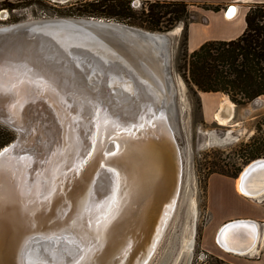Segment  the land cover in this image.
Returning <instances> with one entry per match:
<instances>
[{"label": "water", "instance_id": "95a60500", "mask_svg": "<svg viewBox=\"0 0 264 264\" xmlns=\"http://www.w3.org/2000/svg\"><path fill=\"white\" fill-rule=\"evenodd\" d=\"M169 59L167 34L103 18L0 26V125L15 134L0 149V264H131L151 251L182 185ZM249 182L260 193L264 159L242 171Z\"/></svg>", "mask_w": 264, "mask_h": 264}, {"label": "rangeland", "instance_id": "374dc122", "mask_svg": "<svg viewBox=\"0 0 264 264\" xmlns=\"http://www.w3.org/2000/svg\"><path fill=\"white\" fill-rule=\"evenodd\" d=\"M94 1L101 0H0V13L5 12L4 16L0 15V26L37 19L90 17L83 11L87 7L85 5L94 3ZM153 2H141L133 7L129 4L134 17L112 20L143 31L167 34L170 39L169 68L174 87V127L182 151V185L176 211L173 213L174 217L172 216L163 234L164 237L162 236L163 238L147 264H184L188 253V264H224L222 260L209 255L202 248V236L208 223L204 222V217L207 215L206 179L212 173L237 179L238 174L249 162L241 156L240 149L249 142L255 132L257 122L263 116H258L248 122L251 128L248 131L241 127L237 132H232L229 126L234 120H228L224 126L217 125L212 119V112L216 110L217 103L222 98V101L228 98L227 95L220 93L221 95H215L217 99L214 106H210L212 121L203 122L201 105L203 93L183 77L185 65L183 59L188 57L185 46V25L188 21L181 19L182 22L171 26L161 22L160 30L158 27L152 28V22L147 21L146 13L149 4ZM203 6L206 5L200 3L188 5L189 21L201 20L197 13ZM256 6L264 13L263 5ZM90 11H92L91 16L100 14L97 10L90 9ZM166 17L162 21H165ZM228 100L230 102L229 98ZM0 131L2 137L7 135L12 139L11 142L14 140L15 134L8 128L0 125ZM187 241L191 243L189 250L184 247Z\"/></svg>", "mask_w": 264, "mask_h": 264}, {"label": "trees", "instance_id": "16d2710c", "mask_svg": "<svg viewBox=\"0 0 264 264\" xmlns=\"http://www.w3.org/2000/svg\"><path fill=\"white\" fill-rule=\"evenodd\" d=\"M129 4L128 0L94 1L85 5L89 11L85 9L83 12L88 13L90 17L108 20L130 19L134 15ZM187 7L188 5L181 1H154L147 8L146 18L148 22H152V28L158 27V30L161 22L171 26L179 24L182 22L181 19H184L190 23ZM203 8L218 10L209 6ZM90 9L97 10L100 14L91 16ZM165 16L167 19L162 21ZM262 19L264 13L256 5L251 6L245 15L246 28L241 36L231 41H209L187 54L188 57L183 59L185 60L183 77L186 81L199 92L225 94L236 106L264 95V21H260ZM188 23L185 25V31ZM1 134L0 131V149L12 140L7 135L2 137ZM240 151L241 156L249 162L264 158V116L257 122L255 132Z\"/></svg>", "mask_w": 264, "mask_h": 264}, {"label": "crops", "instance_id": "0c3cea01", "mask_svg": "<svg viewBox=\"0 0 264 264\" xmlns=\"http://www.w3.org/2000/svg\"><path fill=\"white\" fill-rule=\"evenodd\" d=\"M133 1V0H128ZM141 2H174L181 1L187 5L196 3L204 4L211 8L216 7L218 10H209L200 8L198 14L200 21L190 22L185 31V46L188 54L197 50L202 44L209 41H231L235 40L244 32L246 28L245 15L249 8L254 5H263L264 0H139ZM231 4V5H230ZM234 5V6H233ZM235 7V15L227 18L225 15ZM234 11V10H233ZM220 93H203L201 97V105L203 109V122L207 123L211 120L210 106H214L217 99L215 95ZM221 95V94H220ZM224 95H222L223 97ZM226 97V96H225ZM223 99V98H222ZM217 103L222 106L224 98ZM231 104V117L229 121H233L229 128L232 132L244 127L245 131L251 129L248 122L253 121L258 116H264V95L257 97L253 101L241 106ZM216 107V108H217ZM214 113V112H212ZM212 121V120H211ZM247 125V126H246ZM236 179L212 173L206 179V210L209 215V221L202 236V248L211 256H215L222 260L224 264H264V248L259 233V240L253 251L249 254L240 256L230 253H224L221 246L216 243L214 234L218 228L230 221L244 219L247 221L264 223V195L260 199L250 198L240 195L235 190ZM217 233V232H216ZM247 231L243 228L239 238L235 236L232 241L238 239L244 240V234ZM216 236V235H215ZM220 247V248H219Z\"/></svg>", "mask_w": 264, "mask_h": 264}, {"label": "bare ground", "instance_id": "6f19581e", "mask_svg": "<svg viewBox=\"0 0 264 264\" xmlns=\"http://www.w3.org/2000/svg\"><path fill=\"white\" fill-rule=\"evenodd\" d=\"M231 10L232 11L234 10V11L233 12L230 11L231 13L229 12L230 14H229V17H227L228 19L234 17V15H235V12H236L235 11L236 10L235 7H233ZM50 19H52V18H50ZM125 91L127 92V90H125ZM132 94H133V90H132ZM123 95H124L125 98L121 97V95H120V97H118V100H120L119 103H118L119 104L118 106L120 107L119 110L123 111V116L124 117L131 118V117H129V115L130 114H134L136 112V108H135L136 107V102L134 100L133 105L130 104L131 100L129 98L126 99L127 97L125 96L124 92H123ZM124 99H126V100H124ZM153 102L155 104H157V101L155 102V100H154ZM168 113H170L169 110H168ZM230 117H231V104L229 102H227V100L225 99V101L223 102L222 106L221 105L218 106L216 108V110L214 111V113L212 114V119H213L214 122L217 123V125L224 126L226 124V122L230 119ZM253 161H255V160H253ZM253 161H251V162H253ZM139 162H141V161H138L137 159H134L133 163H131L132 167L134 165L138 166ZM245 167L242 169V171H244ZM242 171L238 174V177H237V179L235 181V190H236V192L238 194H240V195H243V196H246V197H250V198H255V199H258V198L262 197L264 195V187L261 189L260 193H255V190H257L258 188H256L255 186L253 187L254 184L250 183V182L248 183L250 186L245 187V188L241 187V184H242L241 183ZM182 174H183V169H182ZM155 188H157V187H155ZM147 198H148V200L150 199L148 195H147ZM159 199H160L159 202H163V201H161L162 200L161 197H159ZM163 213L164 214L165 213L168 214V211L164 210ZM168 218H170V217H168ZM239 221L240 222H238V223H233L234 228H236V232L233 233V237H232V234L229 233V235H228V233H227V237H225V239H223L222 237L221 238L218 237L216 239V236H215V235H217L216 232H218L220 228H218L216 230L215 234H214V239L217 240L216 243L223 248V249H221L219 247L220 250H223L224 253H230V254L240 255V256L249 254V253H251L253 251V249L255 248V245L257 244V242L259 240V233H258V231L255 232V230L257 229V226H256L255 223H252L251 221L248 222L247 220H244V219H239ZM244 221H246V222H244ZM230 222H232V221H230ZM130 224L131 223H128L126 225V228H125L126 230H127V226L130 227V228L135 227V225L133 227L129 226ZM167 224L168 223H165L164 226H162L161 228L159 227L157 222H155L153 224L154 234H153V238H152L151 251L149 253H147V251L142 252V254H141L142 256H140L139 259H134L133 262H131V264H147L148 263V261L150 260V258L152 256V252H154L155 248L157 247L159 241L161 240V238H162V236H163V234L165 232ZM243 228L247 231V233L244 234L243 237H241V238H245V239L241 240V241H239L237 239L236 242L232 241L235 238V236H237L239 238ZM226 230H228V229H226ZM228 239H229V241H228ZM153 240H154V242H153ZM123 242H126V243L123 244ZM123 242H121V244H120V245L123 244V247L126 246L127 244L134 243V236H130L128 239L123 240ZM152 247H153V249H152ZM184 247L189 250L191 248V243L189 241H187L185 243ZM120 248H121V246H120ZM93 252L94 251L91 250V249L87 250V251H84L83 252V256L84 257H92L93 256ZM187 255H188V257H187V259H186L184 264H188V262H189V253ZM127 257H128V255H127Z\"/></svg>", "mask_w": 264, "mask_h": 264}, {"label": "built area", "instance_id": "2783aa9c", "mask_svg": "<svg viewBox=\"0 0 264 264\" xmlns=\"http://www.w3.org/2000/svg\"><path fill=\"white\" fill-rule=\"evenodd\" d=\"M140 3H141V1H139V0H133V1H130V6L133 7V6H136V5L140 4ZM208 221H209V215L207 213V215L204 217V222L206 223ZM258 226H259L261 240H262L261 244H262V246L264 248V223H259ZM201 254H203V253H201ZM203 256H204V254H203Z\"/></svg>", "mask_w": 264, "mask_h": 264}, {"label": "snow or ice", "instance_id": "6c2138e0", "mask_svg": "<svg viewBox=\"0 0 264 264\" xmlns=\"http://www.w3.org/2000/svg\"><path fill=\"white\" fill-rule=\"evenodd\" d=\"M230 11H232V10H230ZM3 91H4L3 85L0 84V92H3Z\"/></svg>", "mask_w": 264, "mask_h": 264}]
</instances>
